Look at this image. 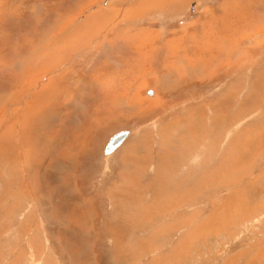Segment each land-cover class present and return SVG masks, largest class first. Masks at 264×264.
<instances>
[{"label":"rangeland","instance_id":"obj_1","mask_svg":"<svg viewBox=\"0 0 264 264\" xmlns=\"http://www.w3.org/2000/svg\"><path fill=\"white\" fill-rule=\"evenodd\" d=\"M189 1L168 0L157 7L158 0H0V64H17L14 52L27 45L19 51L21 57L25 52V71L4 75L9 83L0 102L6 97L9 102L0 109V134L12 122L13 133L21 132L19 124H29L37 108L23 113L24 100L37 93L36 81L61 74L67 81L63 89L71 83L68 93L83 84L79 93H85L87 104L98 93L90 82L111 90L135 80L117 101L111 98L109 116L90 115L97 120L80 139L70 182L62 175V183L57 181L58 172L48 167L34 176L18 162L0 166V264H125L124 259L128 264H264V28L255 25L239 45L225 49L230 65L206 83L187 82L188 75L204 74L205 66L173 62L172 82H164L155 67L151 73L156 75L147 76L157 80L148 78L134 89L148 69L152 45H170L162 51L169 58L185 45L199 50L213 45L222 50L221 57L224 49L212 43L221 44L218 32L209 24L202 35L195 30L199 17L210 16L215 0H196L192 12ZM93 15L104 16L103 24L93 32L82 27L66 43L70 31ZM92 45L101 46L93 50ZM103 49L111 63L100 56ZM217 60L207 55L211 65ZM95 64L103 65L101 74L107 72L110 82L92 72ZM170 65L171 60L162 67ZM175 71L180 72L175 76ZM59 82H53L54 92ZM14 95L20 99L14 101ZM58 116L48 115L46 129L31 139L42 144L62 122ZM124 128L131 131L128 138L103 156L109 137ZM22 131L24 138L27 131ZM9 140L15 144L17 139ZM31 148L33 158L38 147ZM2 149L6 158L10 145ZM36 164L30 161L33 169Z\"/></svg>","mask_w":264,"mask_h":264},{"label":"crops","instance_id":"obj_2","mask_svg":"<svg viewBox=\"0 0 264 264\" xmlns=\"http://www.w3.org/2000/svg\"><path fill=\"white\" fill-rule=\"evenodd\" d=\"M193 1H196V0H190L189 1V7ZM262 1H264V0H262ZM214 3L216 5L213 8V10L211 11L210 16L203 15V17H201V18L199 17V21H197V27L195 28V30L198 31L197 33H200V35H202V33L204 32L203 31L204 26L206 24H209V30H215L216 32H218L217 35H220V37H221V40H220L221 44L219 42H213V39H212V43L213 44L217 43L218 47L224 49L221 57L218 56V58H217L218 60L216 61V63H214V65H211L207 61V55L209 54V48H211V46H213V45H211L209 48L207 47V45H202L201 50H199V48L190 49L189 45H185L186 46L185 48L181 47V49H178V50L174 51L173 53H171V51H169V53H171L170 58L168 56H166L164 58V61L168 62V63L171 60V65L169 67H167V68L162 67V65L165 63L164 61L161 62V64H160L161 68H159V69H158V66H159L158 64L153 65V68L156 67L155 69H156V71H158V73L163 74V81L164 82L169 83V82H172L174 80L173 79L174 73L172 72V70H173L172 67H174V64L172 66L173 62L178 64V66L179 65H185V64H186V66H191V65L195 66L196 63L197 64L200 63L201 65L205 66L206 70H205L204 74H202L198 77H193V78H191V77L193 76L194 73L191 75H188V77H190L187 81L188 83H190V82L206 83V82L212 80L214 77H216V75H219V73L221 71H223V72L226 71L227 69L225 67H228L231 63V56H230V54L227 53L228 50L226 52H224L225 49H227L229 47H230V49H233L236 45H239L238 42L243 37H245L247 34H249L250 32L253 31V30H249L247 32L246 31H238V30H241L245 24V22L240 18L239 15L230 16L229 21H227L228 23H230L232 25V27L234 29L229 30L226 27L225 23H223V21L226 22L228 15L231 14L233 12L234 8L236 6H238V4L242 3V1H238V0H234V1H232V0H215ZM222 7L225 9H223ZM78 26H81V29H82V27L89 29L92 32L95 31L99 27L96 25L95 26L90 25L87 20L83 21ZM95 27H97V28L95 29ZM261 28H264V22L262 23ZM226 29H228V31L230 32L229 35H227ZM235 30L237 31V33L234 35V38L232 39V33L235 32ZM197 33H196V35H197ZM71 34L72 33H69L65 37L66 43H69L73 36H75V37L79 36V32L73 33L72 35ZM226 36L231 37L232 41L229 40L226 43V46H223L222 42L224 43ZM136 37H139L141 39L145 38L144 36H141V35L140 36L137 35ZM128 38H124V40H126ZM189 38H190V35H189ZM205 39H204V44H205V42L207 43V41L210 42V39H208L207 41H205ZM110 40H114V39L112 38ZM183 41H184V38H183ZM124 47L127 48L128 45H124ZM133 47L138 48V49L142 48L141 45H133ZM152 47L155 49L157 48V49L163 50V49H168L170 47V45H167L164 48L163 47L161 48L160 46H158V47L153 46V45H152ZM205 48H206V50H205ZM195 54L197 56H203V57L202 58L201 57L194 58ZM137 56L138 55L135 54L134 57H137ZM190 62H192V63H190ZM206 64H208V65H206ZM102 66L100 67V65L97 66L95 64L91 68L92 72L93 71H99L101 74V72L103 70ZM119 67L120 66H118L117 68H119ZM149 67L152 68V66H148V69L145 72V74H142V76H144L145 79L144 78H142V79L138 78L139 81H137V82H140V84L135 83L134 89L142 88L143 85L145 84L144 83L145 80H147L148 78L149 79L153 78V77H148L147 75H151V76L156 75L154 73H151V72H153V68L151 70V68L149 69ZM106 69L110 72V70L107 67H106ZM140 69H141V67L139 69H137L136 72H139ZM191 69L192 68H190V71H191ZM182 70L184 71V69H182ZM131 71H132V73L134 72V70H131ZM179 72L180 71H175V76H176V74L178 75ZM101 76L103 77V79L107 80L106 82H110V81H108V73L107 72H104L103 74H101ZM59 79H61L60 82H59ZM117 80H119V77ZM156 80H157V78L152 79V81H156ZM36 82H37V85H39V88H40V86L42 87V86L48 84V82L49 83L50 82H59V88L57 87L58 90L56 92H54L52 95H49L48 98H46L47 96H45L44 100L37 107L36 111H34L35 113L30 115V117L28 119L29 124L27 126H23L22 124L18 125V127H17L18 129H20V130L23 129V130L27 131L26 136L24 138L20 137V134L17 131H15L14 133L10 132V129H13V128L16 129L14 122H12L9 125V128L6 129V130H9L7 133L0 134V138H2V139H0V153H1L0 154V166L4 163L5 164L8 163L14 167V165L18 162L20 168H22V165H23L24 169L27 168L26 165L29 166V169L34 171V176L38 175V173L40 172V169L42 167L43 168L48 167L50 169H53L51 172H58L59 173L58 177H57V181H60V180L62 181V178H63V182H68L70 180V177H72V172L70 169H71V165L75 162L74 154L78 151V149L80 147V144H81L80 139L82 137H86L88 131L90 130V127L92 125H94V124H92V122H95L97 120V118H90V115H98V113H108L105 116H109V113L112 112L111 110L113 109L114 104H115V102H113L112 99L117 101V96L124 94L125 89L130 88L132 86V83L135 82V80H133L129 86L123 85L124 87H122V88H119V89L114 88V89H111L109 91H106V89L104 88L105 83L104 84L99 83L97 85V82H95V81L90 82L89 81L90 84H88V85L94 84L98 88L97 89L98 93H94L95 95L90 98L93 102H89L90 101L89 100L87 102V104L84 103V100H85L84 96H86V95H84L85 93H82V94L79 93L80 92L79 90L81 88H83L82 87L83 84L82 85H76V86L73 85L72 91L68 93V89L71 87V85H70L71 83L68 82V83H70V84H68V88L66 90H65V88L63 89V86L65 85V83L67 81L64 79L63 75H61V74H59L56 78L48 79V80H45L44 82H40V83L38 81H36ZM101 82H104V81L101 80ZM174 84H176V83L173 82L172 85H174ZM172 85L170 86V88L172 87ZM180 85L181 84L178 83V86H180ZM39 88H35L37 93L35 92L34 95L29 94L28 98H26L24 100V107L25 108H24L23 113L28 112L30 110V106H32L33 104H35L39 100V99H34L35 98L34 96H38L40 98V100H42L39 95L43 92V90L39 89ZM30 90H31V88L29 89V92H30ZM112 91H115V93L113 94ZM119 91H121V92H119ZM89 92L91 93V91H89ZM64 93H66V94H64ZM86 94H89V93L86 92ZM67 97H69V99H67ZM121 97H123V96H121ZM124 97H126V96L124 95ZM94 98H95V101H94ZM122 101H123V99H122ZM120 107H122L123 111L127 110L126 106L123 105L122 102L120 104ZM4 109L5 108H3V110ZM53 111H55L58 115H60V116H58V118H61L62 122H60L58 124H54L55 126H53L52 131L48 134L47 139L44 141L45 143L43 142L42 144L39 145V143L36 140L31 139V136L35 137L37 135H40L41 132L46 129L48 123L45 122L44 119L48 115H50ZM34 116H36L38 118L33 120L32 118ZM118 119H119V121H122L120 118H118ZM21 132H24V131H21ZM7 137H8V142H5L4 140ZM10 137H12V140L14 138L17 139L15 144L13 143V141L9 140ZM19 137L22 139H20ZM8 145L11 146L10 147L11 151H10V153H8L6 155V158H5L4 155L2 154L3 153L2 148H4L5 146H8ZM21 145H23V146H21ZM31 145H35L36 147H38V148H35L36 154H33V155H35V157H33V158H31L32 154L30 153L31 152L30 150L32 149ZM22 158H23V160H22ZM32 160H34V162L37 163L36 167L34 169H33V165H30V161H32ZM55 165L59 166L58 169H60V168L61 169L55 170V168H54ZM64 168H68V170L65 171ZM9 170L10 169L8 168L7 171L9 172ZM60 175H62V178L59 177ZM70 184H72V183H70ZM54 209H59V208L56 207ZM114 257L118 258L119 256H114ZM123 263L128 264L125 259L123 260ZM129 264H133V263L130 262ZM134 264H136V263H134Z\"/></svg>","mask_w":264,"mask_h":264},{"label":"bare ground","instance_id":"obj_3","mask_svg":"<svg viewBox=\"0 0 264 264\" xmlns=\"http://www.w3.org/2000/svg\"><path fill=\"white\" fill-rule=\"evenodd\" d=\"M148 1H150L149 3H151V2H154V0H148ZM164 3H167V0H165V1H161V0H158V2H157V4H156V6L158 7V6H162ZM152 4V3H151ZM153 6V5H152ZM19 8V7H18ZM150 8H153V7H150ZM148 9V8H147ZM138 10V9H137ZM237 12H243V15H244V17H242L241 19L245 22V24H244V26H243V28L241 29V30H238V31H249V30H257V28H256V26L255 25H259V27L261 28V26H262V23L264 22H260L259 20L262 18V17H264V1H262V0H248V1H246V2H242V3H240V4H238V6H236L235 8H234V10H233V12L231 13V14H229L228 15V18L226 19V22L225 21H223V23H225V25H226V27L229 29V30H232V29H234L233 27H232V25L230 24V23H228L227 21H229V18H230V16H237L236 15V13ZM134 13V12H133ZM132 15V14H131ZM90 17V16H89ZM129 17V16H128ZM104 19H105V17L104 16H102V15H100L99 17H96L95 15H93V16H91L87 21L89 22V24L90 25H96V26H99L100 27V25L99 24H103L102 23V20L104 21ZM237 21V20H236ZM253 25V26H252ZM81 26H77L76 27V29H74V30H71L70 31V33H78L79 32V30H81V28H80ZM251 27V28H250ZM228 29H226V32H227V35H229V31H228ZM30 33V32H29ZM237 33V31L235 30V32H233L232 33V39L234 38V35ZM135 39V38H134ZM232 39H231V37H228V36H226V39L224 40V43H223V45L224 46H226V43L230 40V41H232ZM142 41V40H141ZM31 42H29V44H30ZM140 43V42H139ZM133 45V44H132ZM135 45V44H134ZM26 47H27V45H25ZM25 46H23V47H25ZM97 46H101V45H92V48H93V50L94 49H97ZM112 46H113V44H112ZM114 46H117L118 47V44L117 43H115L114 44ZM23 47H17V48H19L16 52H14V54H15V58H17L18 59V61H17V64H14V61L12 62V63H3V64H0L1 65V68H3L2 70H0V99L2 100L3 98H2V95H5V89H4V87L9 83V81H8V79L7 78H5L4 77V75L5 74H7V73H11V74H15V76H16V72H19V70H21V71H25V69H24V66L26 65V61H24V59H25V52L23 51L22 52V57H21V54H20V52L19 51H21L20 49L21 48H23ZM39 47H40V45H39ZM69 47V46H68ZM13 48H15L16 49V46L15 47H13ZM99 49L101 48V47H98ZM162 48V47H161ZM209 48V47H208ZM24 49V48H23ZM26 49V48H25ZM33 49V48H32ZM102 49V48H101ZM105 49H107L108 50V46H106V48ZM126 49V48H125ZM151 50H152V48H151ZM151 50H150V53H149V55L151 56V57H153V58H151L150 59V61H149V63H147L146 65H148V66H152V64H158V65H160L161 64V61H162V59H164L165 57H166V55L164 54V53H162V51H164V50H162V49H155V48H153V53L151 52ZM157 50V51H156ZM38 51V50H37ZM109 51V50H108ZM123 51H124V49H123ZM222 50H219V49H213L212 48V46H211V48H209V54H208V56H210V59H211V61L212 62H214L217 58H218V56L220 55V52H221ZM30 52V51H29ZM32 53L34 54V52L32 51ZM29 54V53H28ZM145 54V53H144ZM10 55H11V52H9L8 53V56L10 57ZM46 55V54H45ZM104 56V60H107L106 62H110L107 58H108V54H107V51H105L104 49L103 50H101V52H100V56ZM128 55V54H127ZM148 55V56H149ZM41 56H42V54H41ZM101 56V57H102ZM110 56V55H109ZM121 56V55H120ZM31 57V56H30ZM203 57V56H202ZM119 58V57H118ZM117 58V59H118ZM149 59V58H148ZM28 60H31V59H28ZM27 60V61H28ZM44 60V59H43ZM204 60V59H203ZM11 61H12V59H11ZM148 61V60H147ZM164 61V60H163ZM32 62V61H31ZM41 62V61H40ZM45 62V61H44ZM101 62V61H100ZM112 62V61H111ZM110 62V63H111ZM165 62V61H164ZM33 63H34V61H33ZM37 63V62H36ZM51 63V62H50ZM115 65V69L119 66L117 63H116V60H114V62H113ZM29 64V63H28ZM43 64H46V63H43ZM33 65V64H32ZM31 65V66H32ZM49 64H47V66H48ZM28 66V65H27ZM31 66L29 65V67L31 68ZM34 66V65H33ZM32 66V67H33ZM45 66V65H44ZM46 66V67H47ZM36 67H38L37 66V64H36V66H35V68ZM50 67V66H49ZM43 68V67H42ZM45 68V67H44ZM151 67H149V69H150ZM153 68V67H152ZM152 68H151V70H152ZM161 68V67H160ZM10 69V70H9ZM154 69V68H153ZM159 69V68H158ZM30 71H31V69H29ZM39 70H40V68H39ZM58 70V69H57ZM35 71V70H34ZM36 72V71H35ZM38 72V71H37ZM155 72H158V71H155ZM162 77H163V74L162 73H159ZM20 75V74H19ZM36 75V74H35ZM34 75V76H35ZM15 76H13V78H12V80H13V82L14 81H18V78H16ZM25 75H24V72L21 74V80L23 79V77H24ZM264 76V75H263ZM165 77V76H164ZM34 78V77H33ZM166 79V78H165ZM15 83V82H14ZM31 84V83H30ZM28 87V86H27ZM35 87V86H34ZM39 87V86H38ZM40 89H42L43 90V92H45V95L47 96L46 98H48L49 97V95H51L53 92H54V90H55V88L53 87V82H48V84H46V85H44V86H42V88H41V86H40ZM83 89V88H82ZM110 88H108V90H109ZM107 90V89H106ZM107 90V91H108ZM87 91V90H86ZM149 91V90H148ZM147 91V92H148ZM17 92V91H16ZM39 93V92H38ZM108 93V92H107ZM259 93V92H258ZM40 94V93H39ZM147 94V93H146ZM257 94V93H256ZM20 95V94H19ZM18 95V96H19ZM44 95V96H45ZM147 95H149V94H147ZM9 96V95H8ZM43 95L41 96V99L43 100L45 97H44ZM35 98L34 99H39L35 104H33L32 106H30V108L31 109H33V108H37L39 105H40V103H41V100H40V98L38 97V96H34ZM14 99V101H17V100H19L18 99V97H16L15 95H14V97H13ZM17 98V99H16ZM32 98V97H31ZM0 100V101H1ZM9 100V97H6L5 98V100L4 101H2V102H0V109H3L6 105H7V101ZM33 101V100H32ZM252 101V100H251ZM9 102V101H8ZM35 102V101H34ZM228 102H229V100H228ZM230 103V102H229ZM10 105V104H9ZM12 105V104H11ZM246 105V104H245ZM251 106V105H250ZM249 106V107H250ZM242 107H244V106H242ZM247 107V106H246ZM252 107V106H251ZM253 107H254V105H253ZM7 108V107H6ZM12 108V107H11ZM245 108V107H244ZM29 109V108H28ZM224 109V108H223ZM252 109V108H251ZM30 111V110H29ZM32 111V110H31ZM30 111V112H31ZM1 113V112H0ZM33 113H35V112H33ZM216 117V116H215ZM110 118V117H109ZM26 119H28L27 117H26ZM24 120V119H23ZM217 121V120H216ZM21 123V122H20ZM4 124V123H3ZM8 124V123H7ZM6 124V125H7ZM6 125H4V126H6ZM10 125V124H9ZM3 126V127H4ZM22 126V125H21ZM4 130H5V128H4ZM3 131V130H2ZM20 131H22V130H20ZM21 133V132H20ZM19 133V134H20ZM6 137V136H5ZM21 137V136H20ZM19 137V138H20ZM11 138V137H10ZM0 139H2V138H0ZM20 139H22V138H20ZM5 140H8V137H7V139L5 138ZM4 140V141H5ZM72 141V140H71ZM6 142V141H5ZM8 142V141H7ZM75 142V141H74ZM124 142V141H123ZM22 143V142H21ZM52 143V142H51ZM122 144V143H121ZM49 146V145H48ZM58 146V145H57ZM11 147V146H10ZM118 148V147H117ZM48 151V150H47ZM4 153V152H3ZM56 153V152H55ZM1 154V153H0ZM4 154H6V153H4ZM57 154V153H56ZM58 155V154H57ZM65 155V154H64ZM48 156V155H47ZM8 158V157H7ZM13 158V157H12ZM62 163V162H61ZM58 165V164H57ZM64 167V166H63ZM56 168V167H55ZM58 168V167H57ZM61 169V168H60ZM60 169H58V170H60ZM65 169V168H64ZM67 169V168H66ZM68 170V169H67ZM59 174V173H58ZM56 175H57V173H56ZM70 175V174H69ZM67 176V175H66ZM68 178V177H67ZM36 180V179H35ZM66 184V183H65ZM60 186V185H59ZM71 189H72V187H71ZM21 193V192H20ZM73 193V192H72ZM22 195V194H21ZM23 196V195H22ZM74 211V210H73ZM66 227H68V226H66ZM72 228V227H71ZM119 228V227H118ZM65 230H67L66 231V234L68 235V234H71V232L68 230V229H65ZM85 230V229H84ZM62 231V230H61ZM63 232V231H62ZM60 233V234H63V233ZM74 232L76 233V231L74 230ZM125 232V231H124ZM65 234V233H64ZM66 234H65V236H66ZM62 236V235H61Z\"/></svg>","mask_w":264,"mask_h":264},{"label":"water","instance_id":"obj_4","mask_svg":"<svg viewBox=\"0 0 264 264\" xmlns=\"http://www.w3.org/2000/svg\"><path fill=\"white\" fill-rule=\"evenodd\" d=\"M196 5V1H193L190 4L189 10L190 12H192L194 10V7ZM147 94L151 95L152 91H148ZM131 131L129 129H121L119 131H117L116 133H114L113 135H111L107 141V143L105 144L102 154L103 156H109L110 154H112L114 152V150L119 147L121 145V143H123L124 140H126L128 138V136L130 135Z\"/></svg>","mask_w":264,"mask_h":264},{"label":"flooded vegetation","instance_id":"obj_5","mask_svg":"<svg viewBox=\"0 0 264 264\" xmlns=\"http://www.w3.org/2000/svg\"><path fill=\"white\" fill-rule=\"evenodd\" d=\"M147 92V91H146Z\"/></svg>","mask_w":264,"mask_h":264}]
</instances>
